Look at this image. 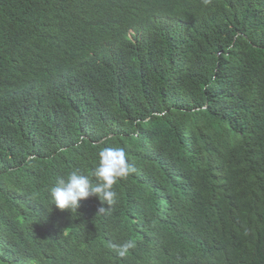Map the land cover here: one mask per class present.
Masks as SVG:
<instances>
[{
	"label": "trees",
	"instance_id": "1",
	"mask_svg": "<svg viewBox=\"0 0 264 264\" xmlns=\"http://www.w3.org/2000/svg\"><path fill=\"white\" fill-rule=\"evenodd\" d=\"M0 264H264V0H0Z\"/></svg>",
	"mask_w": 264,
	"mask_h": 264
},
{
	"label": "clouds",
	"instance_id": "2",
	"mask_svg": "<svg viewBox=\"0 0 264 264\" xmlns=\"http://www.w3.org/2000/svg\"><path fill=\"white\" fill-rule=\"evenodd\" d=\"M99 165L93 170V176L96 178L94 183L88 175L79 174L73 171L66 178H60L54 186L50 188L49 195L53 205L61 210L78 212L80 202L89 197H97L101 202L97 213H105L116 203V192L113 186L118 180L127 178L136 171L131 165L121 147H109L100 152ZM108 205L105 208L103 205ZM116 254L123 258L129 254V251L135 247L132 240L121 244L112 245ZM195 261L192 260V263Z\"/></svg>",
	"mask_w": 264,
	"mask_h": 264
},
{
	"label": "bare ground",
	"instance_id": "3",
	"mask_svg": "<svg viewBox=\"0 0 264 264\" xmlns=\"http://www.w3.org/2000/svg\"><path fill=\"white\" fill-rule=\"evenodd\" d=\"M154 208V207H153ZM153 210V209H152Z\"/></svg>",
	"mask_w": 264,
	"mask_h": 264
}]
</instances>
